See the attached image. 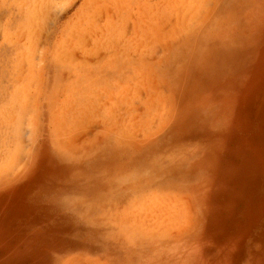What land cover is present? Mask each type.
I'll list each match as a JSON object with an SVG mask.
<instances>
[{"label": "rangeland", "instance_id": "374dc122", "mask_svg": "<svg viewBox=\"0 0 264 264\" xmlns=\"http://www.w3.org/2000/svg\"><path fill=\"white\" fill-rule=\"evenodd\" d=\"M0 264H264V0H0Z\"/></svg>", "mask_w": 264, "mask_h": 264}]
</instances>
